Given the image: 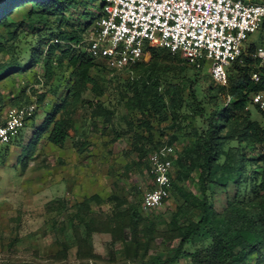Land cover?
Instances as JSON below:
<instances>
[{
  "label": "rangeland",
  "instance_id": "374dc122",
  "mask_svg": "<svg viewBox=\"0 0 264 264\" xmlns=\"http://www.w3.org/2000/svg\"><path fill=\"white\" fill-rule=\"evenodd\" d=\"M7 1L0 0V8ZM253 1L264 3V0ZM104 3L105 0H78L76 6L65 12L66 20L61 28L85 23V13L96 16ZM39 14L37 6L25 4L9 17L12 27L0 24V69L7 72L0 74V122L11 108L33 102L41 107L34 120L10 144L0 146V264H131L171 257L178 245L171 227L174 219L186 226L198 220L200 209L191 197L185 198L174 188L171 199L163 207L150 213L140 212L149 189L150 150L171 144L175 139L173 146L182 152L190 141V122L200 128L201 119L184 107L174 111L169 107L159 117L133 108L123 100V88L128 80L144 76V71L113 73L104 69L102 60H96L103 70L102 80L107 81L103 95L88 90L79 101L67 99L68 110L74 109V113L73 128L65 146L51 144L46 131L30 157L26 151L35 128L64 102L72 85L66 62L61 68L53 62L55 72L47 80L44 77L47 54L32 61L30 51L19 52L23 45L38 46L42 38L57 42L59 19L49 17V25L39 27L36 25ZM95 24L85 31V38L95 30ZM262 42L260 33L253 34L244 49L248 51L249 46L258 47ZM81 49L87 51V46ZM15 63L19 70L13 67ZM165 63L173 67L169 70L161 67L166 70L159 76L162 88L180 86L184 98L188 95L187 79H193L195 74L201 89L220 86L213 81L210 65L205 61H201L202 65H188L185 73L176 67L178 61ZM229 73L236 76L233 66ZM39 98H44L45 103L40 105ZM88 100L94 102L93 106L87 104ZM98 103L111 112L109 122L95 116ZM249 113L251 120L264 127L257 111L252 109ZM245 154L249 159L256 157L249 148H245ZM177 175V169L173 170L178 187L189 196L201 197L196 173L185 181H179ZM93 196L98 199L86 204L83 210L78 209L79 203ZM225 197L216 192L218 210L224 208ZM129 209H136L143 220L154 223L150 236L143 237L145 233L141 231L139 247L131 244L129 229L122 232L115 225ZM200 246V241H194L186 246V251L193 252ZM176 264L190 262L180 259Z\"/></svg>",
  "mask_w": 264,
  "mask_h": 264
},
{
  "label": "trees",
  "instance_id": "16d2710c",
  "mask_svg": "<svg viewBox=\"0 0 264 264\" xmlns=\"http://www.w3.org/2000/svg\"><path fill=\"white\" fill-rule=\"evenodd\" d=\"M29 3L40 10L37 26L47 27L49 17L59 19L55 35L57 42L50 43L52 38H42L38 46L23 45L18 48L19 52L30 51L33 54L32 61H37L34 57L47 54L44 75L47 80L54 75V65L61 68L65 62L71 70L72 78V85L64 102L35 128L26 151L31 157L41 135L46 131H49L48 141L63 148L73 128L71 116L74 109L68 110L67 99L79 101L88 90L95 95H103V87L107 81L102 80L103 70L96 63L97 59L81 49V46L86 45L85 31L103 16L104 4L96 16L90 17L86 12L85 23L63 29L61 26L66 20L65 12L76 6L78 0H9L0 8V24L12 27L14 24L8 22L9 17L19 7ZM12 47L16 49V46ZM57 50L60 51L58 56ZM253 53L254 46H251L233 64L236 76L229 73L228 86H210L205 90L201 89L197 74L193 79H187L188 95L184 98L180 86L162 88L159 76L166 73L161 67L167 70L173 67L165 62L178 61L180 65L177 64L176 67L182 73L188 70L190 64L169 50L145 46L142 61L133 67L134 71L143 70L145 75L125 83L123 100L141 112L150 111L158 117L163 116L169 107L172 111L184 107L195 118L201 119L200 128L196 123L190 122V141L182 152L178 151L174 163L179 181H185L194 173L198 175L201 197L189 196L173 180V189L183 193L185 198L191 197L200 209V215L196 222L191 221L186 226L179 225L174 219L171 227L176 232L178 245L171 257L165 260L156 257L147 263L131 264H176L180 259H186L190 264H264V127L251 120L250 110L246 109L251 96L264 90V66H260L259 60L252 56ZM240 60H243V64L239 63ZM14 66L16 70L20 69L17 63ZM103 67L108 70L104 62ZM256 72L261 77L258 82L252 80V75ZM6 73L5 69H0V74ZM38 103L44 104V98H39ZM93 103L91 100L87 101L90 106ZM25 105L28 104L21 106ZM96 105L95 116L103 117L104 122H109L108 114L111 115V112L103 104ZM38 111L31 120H34ZM257 112L264 120V112ZM174 140L168 145H173ZM161 146L163 145L152 147L150 152ZM245 148H249L256 157L247 158ZM216 192L226 195L222 210L217 209L214 199ZM96 199L98 196H93L77 207L83 210L86 204ZM115 225H119L122 232L129 229L131 244L135 247L141 245V231L145 233L143 237H148L155 228L154 223L143 220L136 209L127 210ZM194 241H200L201 246L193 252H187L186 246Z\"/></svg>",
  "mask_w": 264,
  "mask_h": 264
},
{
  "label": "built area",
  "instance_id": "2783aa9c",
  "mask_svg": "<svg viewBox=\"0 0 264 264\" xmlns=\"http://www.w3.org/2000/svg\"><path fill=\"white\" fill-rule=\"evenodd\" d=\"M103 16L84 43L87 52L113 73L133 72L145 46L169 50L190 65L205 61L214 82L228 86L229 70L249 38L263 42L252 56L264 66V3L253 0H105ZM251 46H249L250 48ZM248 48V49H249ZM243 64V60H240ZM259 73L252 80L260 81ZM230 101V98H228ZM247 110L264 112V90L251 96ZM39 110L36 102L11 108L0 124V146L10 144ZM178 148L163 145L149 156V189L141 211L163 207L172 197Z\"/></svg>",
  "mask_w": 264,
  "mask_h": 264
}]
</instances>
